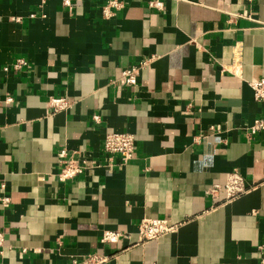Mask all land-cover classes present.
Wrapping results in <instances>:
<instances>
[{"label":"crops","instance_id":"crops-1","mask_svg":"<svg viewBox=\"0 0 264 264\" xmlns=\"http://www.w3.org/2000/svg\"><path fill=\"white\" fill-rule=\"evenodd\" d=\"M63 1L0 0V264H259L264 131L248 127L264 117L249 85L264 78V0H123L109 18L105 0ZM112 131L134 136L126 164L58 180L60 150L103 162ZM233 170L244 193H206ZM154 217L176 230L139 242Z\"/></svg>","mask_w":264,"mask_h":264},{"label":"built area","instance_id":"built-area-1","mask_svg":"<svg viewBox=\"0 0 264 264\" xmlns=\"http://www.w3.org/2000/svg\"><path fill=\"white\" fill-rule=\"evenodd\" d=\"M245 3H250L251 0H244ZM65 5H70V0H64ZM124 6L123 0H105L101 7V14L104 18L111 17L116 10ZM148 6L154 7L158 10L163 9V2L160 0H150ZM34 17V14H30ZM21 17L17 16L16 20L20 21ZM147 60L139 62L137 65L125 68L121 71V78L126 84L135 85L139 72L146 66ZM26 65L24 58H17L10 66H5L4 71L9 68L18 70ZM253 90V96L256 101L264 103V78L258 82H249ZM6 103L12 102V97L5 99ZM49 104L53 111L64 110L70 107V102L65 97H51ZM95 122L100 121L99 114L92 115ZM1 130V127H0ZM258 131H264V117L256 118L248 127L249 134H255ZM103 152L106 154V160L101 162L93 158H86L82 156L77 150L69 151L62 149L57 155L58 163L60 164L59 171L56 173L58 180L64 181L72 179L79 174L88 172L96 167H102L107 170H112L116 165L126 164L133 156L134 151V136L128 132H107L103 138L102 144ZM117 157V161L115 160ZM4 185H2V188ZM244 177L240 172L233 170L228 173L224 184H213L211 188L206 190L207 194L215 196L218 192H223L227 200L233 199L246 191ZM1 203L6 205L10 199L8 196L0 198ZM177 225L172 224L166 218H143L138 223V241L143 242L147 240L157 239L159 236L172 233L176 230ZM124 235L117 230H104L101 234L100 241L102 243H115L118 242ZM3 242L2 234L0 233V246ZM259 250L264 251V244L258 246ZM264 253V252H263ZM108 259L107 255L101 253H90L81 257L72 258L71 264H100ZM259 264H264V256Z\"/></svg>","mask_w":264,"mask_h":264}]
</instances>
